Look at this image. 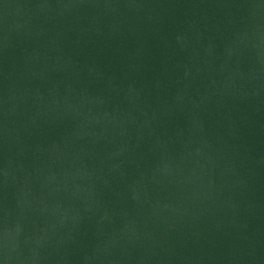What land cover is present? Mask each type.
<instances>
[{
    "label": "water",
    "instance_id": "95a60500",
    "mask_svg": "<svg viewBox=\"0 0 264 264\" xmlns=\"http://www.w3.org/2000/svg\"><path fill=\"white\" fill-rule=\"evenodd\" d=\"M0 264H264V0H0Z\"/></svg>",
    "mask_w": 264,
    "mask_h": 264
}]
</instances>
